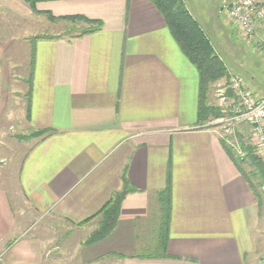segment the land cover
I'll list each match as a JSON object with an SVG mask.
<instances>
[{"label": "crops", "instance_id": "1", "mask_svg": "<svg viewBox=\"0 0 264 264\" xmlns=\"http://www.w3.org/2000/svg\"><path fill=\"white\" fill-rule=\"evenodd\" d=\"M184 2L201 29L212 32L204 31L207 37L224 36L214 29L216 13L236 28L220 6L208 17L202 12L207 4ZM34 8L26 0H0L2 15L12 23L43 17L70 23L73 31L25 35L33 51L25 88L13 72L15 47L6 56L4 88L9 84L13 96L26 97L32 73L30 113L22 128L54 133L27 140L15 165L13 149L3 142L7 131H16L15 123L0 126V264H261L264 211L209 125L212 120L197 122L198 72L154 4L38 0ZM72 16L102 27L77 36L90 26L61 20ZM221 30L229 43L230 31ZM169 164L167 257L151 258L160 222L158 194ZM123 173L135 191L123 199L112 232L88 243L99 217L80 223L120 189ZM86 228L91 231L83 235Z\"/></svg>", "mask_w": 264, "mask_h": 264}, {"label": "trees", "instance_id": "2", "mask_svg": "<svg viewBox=\"0 0 264 264\" xmlns=\"http://www.w3.org/2000/svg\"><path fill=\"white\" fill-rule=\"evenodd\" d=\"M38 0H26L31 9L35 11V3ZM154 4L159 13L165 20L167 28L177 43L183 55L195 67L199 75V101L197 109V122L204 124L210 120L218 119L224 116L222 109L217 105H213L210 101V93L212 86L221 80L228 81L230 71L222 59L215 53L214 48L205 35L204 31L199 26L198 21L188 11L187 5L183 0H149ZM61 20L67 21H81L87 23L90 27L84 30L77 36L94 32L102 27L100 21L89 20L80 16L63 17ZM45 38H52L47 36ZM31 66L33 64V51L30 53ZM30 66V67H31ZM31 77L28 79V91L26 94V119L29 118V98L31 92ZM249 91V89L247 88ZM230 94V92H228ZM251 94L258 98L264 95L256 93ZM244 127H246L244 125ZM247 128V127H246ZM248 129V128H247ZM54 133L51 129L34 130L30 136L25 139H39L49 136ZM236 133V132H235ZM237 140L242 155H237L233 149L226 145L224 140H221V145L224 148L227 156L232 161L240 175L243 177L247 185L252 190L257 200V206L260 210L264 208V161L258 154L257 148L246 139L243 134L237 133ZM134 188L129 184L125 177V173L121 178V187L114 192L109 200L102 206V208L92 216L80 224L94 218L99 217V225L95 231L92 232L88 239V243H95L103 240L114 229L121 204L125 196L134 192ZM158 202L160 205V222L158 226V237L156 243V254L151 258L167 257L165 253L166 241L169 235V223L171 212V171L170 164L167 167L165 188L158 194Z\"/></svg>", "mask_w": 264, "mask_h": 264}, {"label": "rangeland", "instance_id": "3", "mask_svg": "<svg viewBox=\"0 0 264 264\" xmlns=\"http://www.w3.org/2000/svg\"><path fill=\"white\" fill-rule=\"evenodd\" d=\"M186 1L187 0H183ZM195 4H202L206 6L202 7V12L206 13L208 17H211L213 12L217 11L213 10L215 5L220 6L221 10L224 5L223 2H229L230 0H193ZM208 2V3H207ZM211 2V3H210ZM217 13L215 14V21H213L215 27L217 28V33H222L224 36L221 38L217 36H208L210 42L214 48L215 53L222 59V61L228 67V70L238 76L243 84H247V87L252 93H256L258 95L264 94V60L258 55L254 54L246 42L236 34V28L234 26H230L227 24L224 16L220 13L218 15V19H216ZM12 18L7 20V17L2 15L0 11V126L1 124L4 126H9L11 123H15L16 131H7L8 133L3 136V142L5 145H8L12 151H14V162L17 165L21 157L23 156L25 150L27 149V140L26 136H30L31 132L22 128L24 115L26 113V102L27 99L22 92L21 96H13L11 94V89L9 88V84L7 88H4L5 80L7 79V68L9 67L8 61L6 58L8 52H11L15 47L14 52L18 54L16 68L13 69L14 74L16 75V81H19V84L22 82V88H25L23 74L29 69L31 66V56L29 53V46L32 45L30 38H24L25 35H39V34H53L57 33V31L68 33L73 31L72 25L67 22L60 23H50L46 21L43 17H36L35 20L32 19L30 23L26 22L25 24L20 21H14L12 23ZM217 23V24H216ZM46 24V25H45ZM221 25V26H220ZM222 26H224L227 30H229V39L230 42H226L223 38L227 36L226 31H222ZM219 29V30H218ZM205 33L208 35L212 32H209L204 27ZM214 31V30H213ZM216 31L213 32V34ZM224 32V33H223ZM24 44H27V52L24 51ZM20 45H22V50ZM5 61V64L3 62ZM28 72V71H27ZM18 77V78H17ZM10 79V78H9ZM254 80V81H251ZM225 80H221L217 82L214 86H212V91L210 93V101L213 105H217L220 109L224 108L221 106L219 101V90L220 87L226 85ZM217 119L212 120L211 126L217 130V132L222 133L225 138H231L233 135L227 133L225 130L228 129V123H219L216 121ZM224 125V126H223ZM7 126V127H8ZM236 135L243 134L245 138L250 139L249 131L244 124H237L235 127ZM233 129V132H234ZM238 139V138H237ZM31 140V139H30ZM251 141V139H250ZM32 142V141H31ZM7 146V147H8ZM238 155V154H237ZM242 153H240V156ZM264 211V208H263ZM264 214V212H263ZM264 218V216H263ZM100 220V219H98ZM95 221L94 224H96ZM61 228V227H59ZM91 228H86L84 233L89 234ZM89 239V238H88ZM264 264V255L260 258L259 262Z\"/></svg>", "mask_w": 264, "mask_h": 264}, {"label": "built area", "instance_id": "4", "mask_svg": "<svg viewBox=\"0 0 264 264\" xmlns=\"http://www.w3.org/2000/svg\"><path fill=\"white\" fill-rule=\"evenodd\" d=\"M223 5L222 11L236 26L238 36L254 54L264 60V0H230ZM217 97L221 106H224L222 108L224 116L216 121L228 123V129L225 131L233 135L231 138H225L218 132L220 140H224L227 146L240 155L242 151L234 127L242 123L248 128L250 142L257 148L259 156L264 161V96L254 97L242 80L230 73L226 85L220 87Z\"/></svg>", "mask_w": 264, "mask_h": 264}]
</instances>
